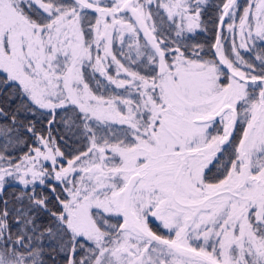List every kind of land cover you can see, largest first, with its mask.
I'll list each match as a JSON object with an SVG mask.
<instances>
[{
	"label": "snow or ice",
	"instance_id": "obj_1",
	"mask_svg": "<svg viewBox=\"0 0 264 264\" xmlns=\"http://www.w3.org/2000/svg\"><path fill=\"white\" fill-rule=\"evenodd\" d=\"M0 97V264H264V0H0Z\"/></svg>",
	"mask_w": 264,
	"mask_h": 264
},
{
	"label": "trees",
	"instance_id": "obj_2",
	"mask_svg": "<svg viewBox=\"0 0 264 264\" xmlns=\"http://www.w3.org/2000/svg\"><path fill=\"white\" fill-rule=\"evenodd\" d=\"M215 2H216V0H210V3H215ZM210 12H211V10H210ZM212 14H214V13H212ZM2 102H3V97H0V103H2ZM12 191H13L12 189L8 190L9 198L11 197Z\"/></svg>",
	"mask_w": 264,
	"mask_h": 264
},
{
	"label": "flooded vegetation",
	"instance_id": "obj_3",
	"mask_svg": "<svg viewBox=\"0 0 264 264\" xmlns=\"http://www.w3.org/2000/svg\"><path fill=\"white\" fill-rule=\"evenodd\" d=\"M214 15V14H213ZM204 36L203 35H201L200 37H198V39H200L201 41H203L204 40Z\"/></svg>",
	"mask_w": 264,
	"mask_h": 264
}]
</instances>
